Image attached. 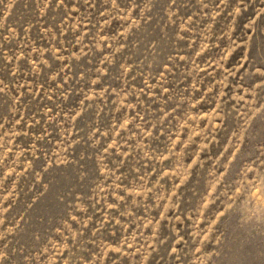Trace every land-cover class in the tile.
<instances>
[{
    "label": "rangeland",
    "instance_id": "rangeland-1",
    "mask_svg": "<svg viewBox=\"0 0 264 264\" xmlns=\"http://www.w3.org/2000/svg\"><path fill=\"white\" fill-rule=\"evenodd\" d=\"M65 3L49 19L55 0L44 16L0 0V247L32 264H264V0H135L126 19L133 0Z\"/></svg>",
    "mask_w": 264,
    "mask_h": 264
},
{
    "label": "clouds",
    "instance_id": "clouds-1",
    "mask_svg": "<svg viewBox=\"0 0 264 264\" xmlns=\"http://www.w3.org/2000/svg\"><path fill=\"white\" fill-rule=\"evenodd\" d=\"M42 2H43L44 7L40 9V12H41V16H44V15L48 14V10H49L50 6L53 5V0H42ZM104 2L108 3V0H104ZM78 3H79V0H76V3L71 4V12H79V9L76 7V4H78ZM175 3H176V0H172V4H175ZM84 4L85 5H89L93 9L96 8L95 0H84ZM111 4H112L113 8H117L118 7L117 0H111ZM239 4L244 5L245 9L247 8V4L245 3V0H239ZM61 6H63V8H64V12L68 13V15L71 16V13L68 12L69 4H66L65 0H55L54 7H51V11H52L53 15H50L49 19H55L56 14L59 13V9L61 8ZM169 8H171V5H169ZM118 11L119 12H123L124 10L123 9H118ZM133 11H135V0H133V8L128 11L127 16L121 15L120 19L130 18ZM149 11H150V9H149ZM235 11H236L237 14H240V7L238 6L235 9ZM105 14L106 13H104V12L100 13L101 16H103ZM59 15L61 16V18L63 17V14H59ZM141 16L146 21L147 20H151V16H147V17L144 16V9H141ZM258 18L259 17H257V19ZM76 19H79V17H76ZM66 22L67 21H65V23ZM109 22L110 21H105V23H109ZM133 23L136 24L137 27H140V25L136 21H133ZM253 23H255V21H253ZM44 24H47L48 27L45 28ZM44 24L41 25L40 31L44 32L46 34L48 31L52 30V25L48 24L47 20L44 21ZM57 26L61 29V33L62 34H66V30H64L63 24H58ZM129 30H130V28L126 29L125 32H127ZM121 35H125V33H121ZM53 37L55 38V33H53ZM4 39L7 40L8 37L5 36ZM102 39H106V37H104ZM61 43H63V41H61ZM109 47H111V45H109ZM0 48H3V44L2 43H0ZM35 51H36V49L33 48V52H35ZM58 51H59V49H56V52H58ZM80 51L84 55H87V53H84L83 48H81ZM73 56H76V58L79 59V56H77L76 53H73ZM5 57L8 60V64H12V58L11 57H7V53L6 52H5ZM19 58H22V57H18V59ZM60 59H63V57H60ZM41 62L43 64H45V65H47V63H48L47 60H43V59L41 60ZM31 63L35 64V61H31ZM8 70L11 71L13 76L16 75L17 68H16L15 65H13V67L11 69H8ZM35 70L36 69H34V71ZM58 75H59V73L56 72L55 70H53L52 72L49 73L50 79H56V77ZM81 78H83L82 75H81ZM68 79H69V77L66 76L64 78V83H67ZM0 83H3V81H0ZM21 86H23V85H21ZM58 87H62V85H58ZM71 89H72V86L69 85V88L65 89V92L70 93ZM2 92H4V88H0V93H2ZM66 98L67 97H65V99ZM89 99H91V97H89ZM49 111H50V109H49ZM77 115H80V113H77ZM17 123H19V121H17ZM0 127H2V125H0ZM109 147H111V145ZM9 151H11V149H9ZM25 170L27 171V169H25ZM10 174H11V172H7V173H5V176L10 175ZM37 176H39V173H37ZM42 187H43V191H41L40 188H36V192L40 196H44L45 192H47L49 190L48 183L43 184ZM13 190H15V185L13 186ZM9 196H11V193H9ZM19 198H20V196H19V194H17V199H19ZM5 199H8V197H5ZM29 199L32 200L33 204L35 203V197H29ZM27 207L31 208L32 204H28ZM8 211H9L8 208H3L2 204H0V216H2L3 213H7ZM220 215H223V213H220ZM73 219H75V217H73ZM21 220H23V217H21ZM213 223H215V221H213ZM2 224H3V220L0 219V225H2ZM18 226H19V221L17 222V227ZM13 231H14L13 229H8L9 233H12ZM32 235H33V237L36 240H39L40 236H39V231L38 230L36 232H33ZM221 235H224L222 231H221ZM4 239H5L4 235L0 234V241H3ZM205 239H207V237H205ZM217 240L219 241V237H217ZM179 242L180 241L178 240L177 243H179ZM10 244H13L12 240H8L7 243L3 244V246L0 247V264H32V259H31L32 258V252L29 249H27V248H25L23 246L16 247L15 245H13L11 248H9ZM113 250L114 251H119V249H113ZM223 250H224V248L222 247L220 249V258L222 256ZM175 252H176V248L173 247L172 253H175ZM259 255L264 256V252L259 253Z\"/></svg>",
    "mask_w": 264,
    "mask_h": 264
}]
</instances>
